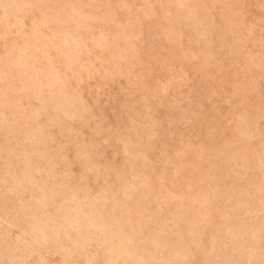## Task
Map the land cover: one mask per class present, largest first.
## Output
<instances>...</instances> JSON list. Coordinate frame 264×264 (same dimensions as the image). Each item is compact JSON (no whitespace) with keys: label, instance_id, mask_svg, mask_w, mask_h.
Listing matches in <instances>:
<instances>
[{"label":"rangeland","instance_id":"374dc122","mask_svg":"<svg viewBox=\"0 0 264 264\" xmlns=\"http://www.w3.org/2000/svg\"><path fill=\"white\" fill-rule=\"evenodd\" d=\"M144 263L264 264V0H0V264Z\"/></svg>","mask_w":264,"mask_h":264},{"label":"bare ground","instance_id":"6f19581e","mask_svg":"<svg viewBox=\"0 0 264 264\" xmlns=\"http://www.w3.org/2000/svg\"><path fill=\"white\" fill-rule=\"evenodd\" d=\"M27 116V115H26ZM24 119V118H23ZM90 157V156H89ZM56 168V167H55ZM43 169H45V168H43ZM106 170H107V168H106ZM63 171H65V170H63ZM38 172V171H37ZM75 174V173H74ZM118 175V174H117ZM52 177H54V176H52ZM121 181V180H120ZM48 182H51V181H48ZM55 182L53 181V184H54ZM41 184V183H40ZM64 185V184H63ZM65 186V185H64ZM48 187H50V186H48ZM48 187H46V188H48ZM51 189V188H50ZM47 190V189H46ZM53 190H55V189H53ZM105 191V190H104ZM52 192V191H51ZM57 193V192H56ZM65 194V193H64ZM115 194V193H114ZM54 195H56V194H54ZM39 196V195H38ZM68 196V195H67ZM86 196V195H85ZM51 197V196H50ZM53 197V196H52ZM55 198V197H54ZM64 200V199H63ZM65 201V200H64ZM78 202V201H77ZM39 203H41V202H39ZM38 203V204H39ZM79 203V202H78ZM43 204V203H42ZM107 209V208H106ZM91 211V210H90ZM98 211V210H97ZM49 213V212H48ZM91 213V212H90ZM49 214H51V213H49ZM78 214V213H77ZM115 214V213H114ZM83 215V214H82ZM98 215V214H97ZM69 216V215H68ZM90 216H91V214H90ZM67 217V216H66ZM92 218V217H91ZM94 218V217H93ZM77 219V218H76ZM89 219V218H88ZM101 221H103V220H101ZM79 222V221H78ZM83 223V222H82ZM96 223V222H95ZM69 224V223H68ZM73 224H75V223H73ZM76 224H78V223H76ZM98 224V223H97ZM92 225V224H91ZM110 225V224H109ZM137 225V224H136ZM93 226H94V224H93ZM69 227H71V226H69ZM79 227H81V225L79 226ZM86 227V226H85ZM99 227V226H98ZM121 227V226H120ZM253 227V226H252ZM97 228V227H96ZM109 228V227H108ZM65 229V228H64ZM261 229V228H260ZM112 230V229H111ZM77 231V230H76ZM75 231V232H76ZM78 232V231H77ZM81 232V231H80ZM109 232V231H108ZM158 232V231H157ZM42 233V232H41ZM89 233V232H88ZM110 234H112V233H110ZM114 234V233H113ZM90 235V234H89ZM88 235V236H89ZM113 236H115V235H113ZM81 237H83V236H81ZM87 237V236H86ZM89 239V238H88ZM90 239H92V238H90ZM85 240V239H84ZM105 240H107V238L105 239ZM128 240V239H127ZM120 241H122V240H120ZM77 243V242H76ZM117 243V242H116ZM147 244V243H146ZM105 246V245H104ZM85 249V248H84ZM118 249V248H117ZM120 250V249H119ZM155 251V250H154ZM133 255H135V254H133ZM131 257V256H130ZM183 257V256H182ZM132 259V258H131ZM70 260V259H69ZM152 260V259H151ZM131 262V261H130ZM91 263H92V261H91ZM148 263V262H147ZM146 263V264H147ZM189 263V262H188ZM145 264V263H144Z\"/></svg>","mask_w":264,"mask_h":264}]
</instances>
